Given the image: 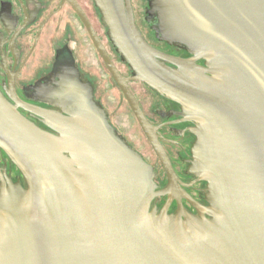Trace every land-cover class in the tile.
<instances>
[{"label":"water","instance_id":"1","mask_svg":"<svg viewBox=\"0 0 264 264\" xmlns=\"http://www.w3.org/2000/svg\"><path fill=\"white\" fill-rule=\"evenodd\" d=\"M94 1L134 72L129 80L185 105L198 123L192 168L207 181L211 219L183 228L147 213L148 165L108 131L74 81L62 86L77 111L63 116L19 100L10 80L14 103L58 136L0 93V147L27 186L0 192V264H264V0H153L159 37L203 67L150 46L130 0ZM132 2L147 32V0ZM74 8L171 178L127 79Z\"/></svg>","mask_w":264,"mask_h":264},{"label":"flooded vegetation","instance_id":"2","mask_svg":"<svg viewBox=\"0 0 264 264\" xmlns=\"http://www.w3.org/2000/svg\"><path fill=\"white\" fill-rule=\"evenodd\" d=\"M136 27L154 49L182 59H194L185 46L169 42L156 32L153 0H147L144 23L148 33ZM99 39L117 71L127 79L126 86L142 115L153 129L172 168L171 178L144 129L134 116L126 98L106 68L85 23ZM168 69L177 68L156 59ZM195 64L205 66L203 59ZM134 75L111 39L94 0H0V93L9 104L41 130L58 133L37 115L17 106L8 95L12 81L16 97L22 102L63 116L77 111L71 96L63 89L65 80L74 81L97 112L108 131L148 165L146 183L153 196L147 213L173 227H194L195 221L211 219L208 209V184L195 173L193 145L198 123L189 117V109L158 93ZM69 157L68 152L63 153ZM20 185L26 189L23 174L0 147V192ZM164 191L163 194L157 192Z\"/></svg>","mask_w":264,"mask_h":264}]
</instances>
